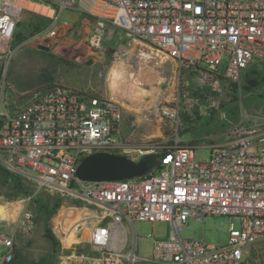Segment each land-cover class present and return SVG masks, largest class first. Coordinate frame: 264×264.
<instances>
[{
	"label": "built area",
	"instance_id": "built-area-1",
	"mask_svg": "<svg viewBox=\"0 0 264 264\" xmlns=\"http://www.w3.org/2000/svg\"><path fill=\"white\" fill-rule=\"evenodd\" d=\"M64 10L87 17L89 26L59 23ZM25 12L47 21L30 36L36 45L78 38L101 61L112 49L115 61L146 42L171 63L177 89L160 101L157 117L173 134L169 145L150 140L135 151L138 159L157 156L145 175L103 182L75 175L86 156L133 152L121 136L120 104L59 84L11 92L7 73ZM258 63L264 65V0H0V168L31 184L35 195L60 200L51 221L62 252L56 264H243L247 248L264 238V109H241L238 121L211 139L209 158L197 162L178 127L182 110L198 99L180 83L183 76L201 89H238L242 73ZM207 216L236 219L240 228L231 223L220 247L179 237L190 218ZM137 222L170 227L165 238L151 233L147 258L138 255ZM32 226L23 211L15 230ZM14 246L13 233L0 230V264L14 262Z\"/></svg>",
	"mask_w": 264,
	"mask_h": 264
},
{
	"label": "rangeland",
	"instance_id": "rangeland-1",
	"mask_svg": "<svg viewBox=\"0 0 264 264\" xmlns=\"http://www.w3.org/2000/svg\"><path fill=\"white\" fill-rule=\"evenodd\" d=\"M58 22L73 25L74 28L88 27L90 24L87 17L74 10H64ZM34 23L44 25V18H39L38 15L31 12H25L23 21L18 28L19 34L24 35V41L19 43V49L7 73V81L12 93L19 94L25 90L59 84L80 92H95L112 100L108 91V84L111 79L116 78L112 70L114 68L119 69L117 64L119 60L114 61L111 56L112 53L110 55L107 53L105 60L101 61L78 38L61 41L54 45L47 41L36 45L29 40L32 35L30 26H33ZM83 33L88 35L87 30ZM39 45L48 48V51L40 50ZM128 48L129 51L142 48L162 54L154 45L146 42L141 45L135 43L134 46ZM163 57L165 56L163 55ZM59 60L69 62L71 66L67 67ZM165 61L166 64L161 69L155 67L153 61L147 64L148 67H143L141 78L147 83L146 85L155 83L160 76L167 78L164 70H166L169 61L167 58ZM88 62L89 64H87ZM222 64L225 63L222 62ZM172 82L173 90L176 91L174 73ZM228 85L229 83H223L216 90L201 89L196 86L192 77L184 78L182 76L180 90L185 91L188 97L198 99V103L193 105L192 109L188 111L183 109L182 112L189 114L196 122L200 119L205 122L202 129L184 132V130L192 128L193 124L185 122L181 114L179 117L178 135L182 140L192 141L193 158L197 162L209 158L211 139L218 137V134L224 129L236 123L241 109L244 111H249L251 108L264 109L263 64H252L248 70L242 73L236 100H234L233 96L235 95ZM121 108V136L127 140L128 147L133 152L120 153L119 155H125L133 161H138V154L135 151L141 149L145 142L152 140L160 142L164 146L169 145L173 133L164 135V130L170 128V124L165 118H154L155 122L158 123L156 128L153 125L154 121L141 122L137 113L128 111L123 106ZM195 110L198 118L193 114ZM4 180L0 176V209L3 210L6 217V220L0 219V230L14 235L15 260L13 264H56L59 254L62 252L58 249L53 253L52 243L46 236V232L51 226L53 217L51 212L58 197L46 193L35 195V189L31 184L29 195L18 194L17 191L1 182ZM9 181H11V177ZM23 211H29L33 217V226L27 233L15 230L16 222ZM231 223L235 229L240 228L238 220L230 221L227 217L207 216L203 222H197L190 218L188 223L182 227L179 237L183 240L202 241L208 246H224L228 241ZM135 230L138 255L147 258L150 256L153 242L151 233L153 232V237L156 239L165 238L170 227L165 222H157L154 226L145 222H137L135 223ZM247 251L248 255L243 264H264V238L251 244Z\"/></svg>",
	"mask_w": 264,
	"mask_h": 264
},
{
	"label": "bare ground",
	"instance_id": "bare-ground-1",
	"mask_svg": "<svg viewBox=\"0 0 264 264\" xmlns=\"http://www.w3.org/2000/svg\"><path fill=\"white\" fill-rule=\"evenodd\" d=\"M42 11L46 14H51L47 10ZM165 60L166 58L162 54L155 51H148L142 48L130 50L126 59L118 61L119 69L115 73L116 78L111 79L108 84V91L113 101L123 106L126 110L137 113L141 122L146 120L154 121L153 125L156 128L158 123L155 122L154 118L158 116L160 101L163 99L168 100L172 97L173 67L171 63H167V68L164 70L167 78L160 76L155 83L149 85H146L147 83L142 80L141 72L143 67H148L147 64L151 61L155 63V67L157 66L161 69L166 64ZM163 86L165 87L163 88ZM0 217H5L2 209H0ZM3 220H6V218Z\"/></svg>",
	"mask_w": 264,
	"mask_h": 264
},
{
	"label": "water",
	"instance_id": "water-1",
	"mask_svg": "<svg viewBox=\"0 0 264 264\" xmlns=\"http://www.w3.org/2000/svg\"><path fill=\"white\" fill-rule=\"evenodd\" d=\"M38 48L48 51V48L41 45ZM157 164V156L154 154H148L138 161H133L125 155L95 153L81 160L75 175L85 182L120 181L143 176Z\"/></svg>",
	"mask_w": 264,
	"mask_h": 264
},
{
	"label": "trees",
	"instance_id": "trees-1",
	"mask_svg": "<svg viewBox=\"0 0 264 264\" xmlns=\"http://www.w3.org/2000/svg\"><path fill=\"white\" fill-rule=\"evenodd\" d=\"M45 24L44 25H36V23L33 24V26H30V29L32 30V34L35 33L38 29H40L41 27L43 26H46L47 25V21L44 20ZM20 27V25H19ZM24 41V35L23 34H19V32L16 33L15 35V43H21ZM112 49H109L107 53H109L108 55H110V53H112ZM63 65L67 66V67H70L71 65L69 64V62L65 61V60H59ZM52 84L50 85H45L46 86H51ZM229 89L234 93L235 96H233L234 100L237 99V84H234V83H229ZM86 96H89V97H94V98H102L104 97L103 95L101 94H97L95 92H89V93H85L83 92ZM197 110V109H196ZM194 111L193 114L195 115V117H199L198 114H197V111ZM181 115L184 117V121L187 122V123H191L193 124V127L192 128H189V129H186L184 130V132H191V131H195L196 129H202L204 127V124L205 122H202L201 119L199 121H194L193 118H191L189 116V114L187 113H183L181 112ZM207 124V122H206ZM195 125V126H194ZM173 131H172V128L170 127L168 130H164V135H168V134H171ZM183 133V132H182ZM190 144H192V142H190ZM0 176L3 177V179H5L4 181H1L3 182V184L5 186H8L10 187L11 189L15 190L18 192V194H22V195H29L30 191H29V186L30 184L23 181L22 179H20L19 177H15V176H11L10 174H8L7 172H5L3 169L0 168ZM11 177V181H9V178ZM2 184V185H3ZM60 205V200H57L54 208L52 209V212H51V216H53L58 207ZM46 236L49 238V240L51 241L52 243V251L53 253H55L56 250L59 249V245H58V242L57 240L55 239V237L53 236L52 232H51V226H49L47 232H46ZM14 263V262H13ZM12 263V264H13Z\"/></svg>",
	"mask_w": 264,
	"mask_h": 264
},
{
	"label": "clouds",
	"instance_id": "clouds-1",
	"mask_svg": "<svg viewBox=\"0 0 264 264\" xmlns=\"http://www.w3.org/2000/svg\"><path fill=\"white\" fill-rule=\"evenodd\" d=\"M112 71H113V73H116L117 69L114 68ZM4 218H6V217H0V219H4Z\"/></svg>",
	"mask_w": 264,
	"mask_h": 264
}]
</instances>
